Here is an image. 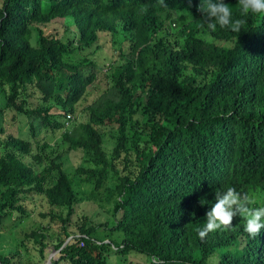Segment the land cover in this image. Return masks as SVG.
Segmentation results:
<instances>
[{
	"label": "trees",
	"instance_id": "obj_1",
	"mask_svg": "<svg viewBox=\"0 0 264 264\" xmlns=\"http://www.w3.org/2000/svg\"><path fill=\"white\" fill-rule=\"evenodd\" d=\"M224 2L245 20L239 32L209 30L200 0H0L6 109L37 121L33 138L39 126L59 135L57 146L47 135L35 143L0 125V228L34 214L35 196L50 207L0 251L1 264H46L50 246L52 264H113L110 251L154 264H264V229L251 238L240 216L229 231L197 234L217 189L264 206V14L241 17L238 0ZM58 20L72 37L47 29ZM102 33L118 52L104 62L110 85L75 121L100 73ZM72 152L82 153L75 175L92 185L86 200L109 204L113 223L75 219Z\"/></svg>",
	"mask_w": 264,
	"mask_h": 264
},
{
	"label": "rangeland",
	"instance_id": "obj_2",
	"mask_svg": "<svg viewBox=\"0 0 264 264\" xmlns=\"http://www.w3.org/2000/svg\"><path fill=\"white\" fill-rule=\"evenodd\" d=\"M47 29L51 32L59 34L60 36H67V38L70 36L72 37L71 33L73 30L68 28L65 22H62L60 20L50 24ZM100 46L101 48L97 54L99 62H101L100 73L98 74V79L95 81L94 86L91 85L89 87L90 93H88L87 99L85 98L78 103L77 112L74 116L76 117L75 121H81L87 118L88 113L85 110V107L91 104L110 85V82L106 76V70L110 63L109 61L112 60L113 56H117L118 52H114L113 41L111 35H109L108 33L101 34ZM82 55H84L83 52L77 53L76 57L74 55V58L78 59L82 57ZM104 62L109 63L105 65ZM37 97H39V95L35 94L30 99L34 106L37 105L40 101ZM54 111L59 112V110L57 109H54ZM33 123L37 125L36 120L24 115L16 114L13 111L6 109L5 93L0 87V125L6 129V133L4 135L12 133L18 136L31 138L35 143L38 140L44 143V137L45 135H47V141L49 142V144L57 146L59 135L57 134L54 137V135L50 131L48 132L45 129L40 128V126L38 128L37 137L33 138L31 132V125ZM105 140L107 142V148L111 149L114 145V139L111 137L110 133L109 135H107V137H105ZM65 148L66 147H64L63 149ZM81 161L82 153L80 152H72L71 155L66 159V167L71 172L73 181L76 185V189L80 192V196L83 199V201L77 205V214L75 216V219L82 218L86 215L95 222L113 223L115 221V217L109 211V204L102 201L103 205H101V203H97L92 200H86V194L92 190V185L83 183L81 181V177L76 176L74 173L75 167ZM27 205L34 210V214H32L30 217L24 218H22L19 214H13L5 220L4 225L0 228V251H9L12 249L14 250L15 248H17L19 241L23 238L26 232H29L33 228L40 226L42 223H45V220L40 217L39 213L41 211L49 210L50 207L47 201L40 196H35L34 199H30L27 202ZM71 229L76 231L77 225H73ZM102 233L103 231H100L98 235L102 236ZM30 247V254L32 258H36L35 255L37 254V250L33 247V244H30ZM54 251V247L50 246V253ZM56 255L57 252L55 253V256ZM107 259L113 264H154L153 260L148 256L138 253L122 256L116 254V252L114 251H110Z\"/></svg>",
	"mask_w": 264,
	"mask_h": 264
},
{
	"label": "clouds",
	"instance_id": "obj_3",
	"mask_svg": "<svg viewBox=\"0 0 264 264\" xmlns=\"http://www.w3.org/2000/svg\"><path fill=\"white\" fill-rule=\"evenodd\" d=\"M238 7L241 17L264 14V0H238ZM197 10L203 14L207 28L213 32L217 25L239 32L245 23L244 19L233 20L232 10L224 0H200ZM254 204L252 196L237 191L233 186L217 189L215 203L206 212L205 225L197 229L198 236L203 239L218 230L229 231L233 228L234 218L240 216L245 223L244 231L255 239L264 229V206L254 207Z\"/></svg>",
	"mask_w": 264,
	"mask_h": 264
},
{
	"label": "water",
	"instance_id": "obj_4",
	"mask_svg": "<svg viewBox=\"0 0 264 264\" xmlns=\"http://www.w3.org/2000/svg\"><path fill=\"white\" fill-rule=\"evenodd\" d=\"M72 238H73V236H70L68 240H71ZM66 243H67V242H66ZM58 251H59V250H55L54 252L50 253L49 258H48L46 264H52L53 259L55 258V253H56V252L58 253ZM0 264H1V262H0Z\"/></svg>",
	"mask_w": 264,
	"mask_h": 264
}]
</instances>
